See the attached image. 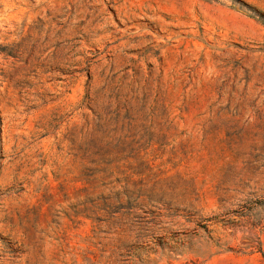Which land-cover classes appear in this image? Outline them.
Instances as JSON below:
<instances>
[{
  "label": "rangeland",
  "instance_id": "rangeland-1",
  "mask_svg": "<svg viewBox=\"0 0 264 264\" xmlns=\"http://www.w3.org/2000/svg\"><path fill=\"white\" fill-rule=\"evenodd\" d=\"M0 264H264V0H0Z\"/></svg>",
  "mask_w": 264,
  "mask_h": 264
}]
</instances>
